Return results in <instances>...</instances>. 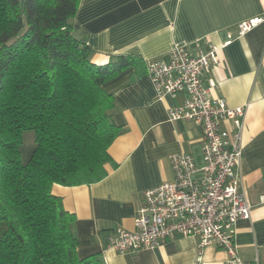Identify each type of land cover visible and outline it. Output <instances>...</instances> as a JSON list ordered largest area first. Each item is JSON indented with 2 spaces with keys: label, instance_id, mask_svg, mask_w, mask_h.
I'll return each instance as SVG.
<instances>
[{
  "label": "crops",
  "instance_id": "obj_1",
  "mask_svg": "<svg viewBox=\"0 0 264 264\" xmlns=\"http://www.w3.org/2000/svg\"><path fill=\"white\" fill-rule=\"evenodd\" d=\"M256 16H264V0H81L72 24L92 47V61L105 64L135 55L143 62L104 84L117 100L113 117L123 128L108 149L117 166L107 163L108 175L96 183L52 187L64 208L76 215L81 257L101 253L107 264H226L227 252L201 247L199 236H179L124 254L108 247L117 227L136 228L144 191L174 180L173 154L190 153L203 164L202 125L170 120L169 109L185 96L160 98L147 63L167 60L176 44H187L193 52L215 44L222 46L220 61L204 84L212 96L246 106L240 172L252 211L235 226L236 244L242 264H264V22L242 35L237 27Z\"/></svg>",
  "mask_w": 264,
  "mask_h": 264
},
{
  "label": "trees",
  "instance_id": "obj_2",
  "mask_svg": "<svg viewBox=\"0 0 264 264\" xmlns=\"http://www.w3.org/2000/svg\"><path fill=\"white\" fill-rule=\"evenodd\" d=\"M80 2L0 0V264H107L79 255L76 215L52 187L96 183L117 166L108 149L123 128L104 84L143 62L92 61L72 24ZM26 130L35 146L24 161Z\"/></svg>",
  "mask_w": 264,
  "mask_h": 264
},
{
  "label": "built area",
  "instance_id": "obj_3",
  "mask_svg": "<svg viewBox=\"0 0 264 264\" xmlns=\"http://www.w3.org/2000/svg\"><path fill=\"white\" fill-rule=\"evenodd\" d=\"M262 22L264 16L242 20L238 32L245 34ZM221 47L209 44L193 52L187 44H176L167 60L147 63V75L160 98L185 96L169 109L170 120L202 125L203 164L199 166L190 153L171 156L174 180L144 191L136 228L117 227L108 239V247L116 252H136L179 236H199L201 247L214 245L227 252L226 264H242L235 226L249 219L252 211L241 189L240 172L246 106H232L224 97L212 96L204 84L205 76L220 61Z\"/></svg>",
  "mask_w": 264,
  "mask_h": 264
},
{
  "label": "rangeland",
  "instance_id": "obj_4",
  "mask_svg": "<svg viewBox=\"0 0 264 264\" xmlns=\"http://www.w3.org/2000/svg\"><path fill=\"white\" fill-rule=\"evenodd\" d=\"M34 146H35L34 130L24 131V145L22 147V159L24 161L27 160Z\"/></svg>",
  "mask_w": 264,
  "mask_h": 264
}]
</instances>
